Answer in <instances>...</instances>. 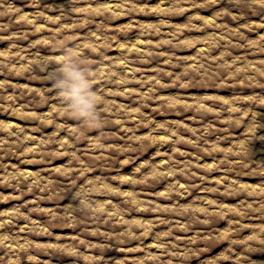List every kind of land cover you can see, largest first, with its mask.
Instances as JSON below:
<instances>
[{"label":"rangeland","instance_id":"1","mask_svg":"<svg viewBox=\"0 0 264 264\" xmlns=\"http://www.w3.org/2000/svg\"><path fill=\"white\" fill-rule=\"evenodd\" d=\"M0 264H264V0H0Z\"/></svg>","mask_w":264,"mask_h":264},{"label":"clouds","instance_id":"2","mask_svg":"<svg viewBox=\"0 0 264 264\" xmlns=\"http://www.w3.org/2000/svg\"><path fill=\"white\" fill-rule=\"evenodd\" d=\"M59 66L48 71L52 87L69 107L70 114L82 122L84 128L103 127V117L98 109L101 99L93 90L94 72L90 61L76 55L73 48H65L59 57Z\"/></svg>","mask_w":264,"mask_h":264}]
</instances>
